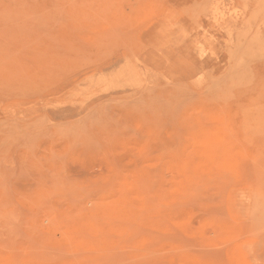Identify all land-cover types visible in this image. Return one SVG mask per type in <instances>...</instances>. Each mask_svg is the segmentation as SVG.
<instances>
[{"label": "rangeland", "instance_id": "374dc122", "mask_svg": "<svg viewBox=\"0 0 264 264\" xmlns=\"http://www.w3.org/2000/svg\"><path fill=\"white\" fill-rule=\"evenodd\" d=\"M0 264H264V0H0Z\"/></svg>", "mask_w": 264, "mask_h": 264}]
</instances>
